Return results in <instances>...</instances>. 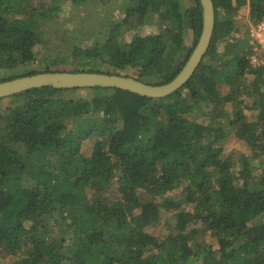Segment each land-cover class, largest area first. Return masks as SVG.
Returning <instances> with one entry per match:
<instances>
[{"label":"trees","instance_id":"trees-1","mask_svg":"<svg viewBox=\"0 0 264 264\" xmlns=\"http://www.w3.org/2000/svg\"><path fill=\"white\" fill-rule=\"evenodd\" d=\"M191 1L135 0L125 21L152 11L162 30L126 41L113 28L92 48L75 45L72 71L171 81L202 33L201 0ZM214 2L210 49L168 96L43 86L0 99L11 102L0 105V264H264V167L254 174L245 159L236 169L223 146L234 134L264 166V64L237 17L249 5L263 20L264 0ZM44 8L0 0V70L36 59ZM208 232L217 248L199 241Z\"/></svg>","mask_w":264,"mask_h":264},{"label":"rangeland","instance_id":"rangeland-1","mask_svg":"<svg viewBox=\"0 0 264 264\" xmlns=\"http://www.w3.org/2000/svg\"><path fill=\"white\" fill-rule=\"evenodd\" d=\"M34 5H42L47 10L53 7L49 13L50 17L42 20L41 37L42 41L36 46V59L27 64L18 66L13 70H0V79L11 74L12 72L19 76L27 75L33 71H39L49 66L51 70H73L72 62L77 61L75 45L82 48H92L96 42L104 41L106 35L113 28H116L120 38L130 41L135 34L158 33L162 30V23L159 22L158 14L148 13L142 22L137 15H132L127 21L126 15L135 0H87L85 3H76L72 0H33ZM184 3L191 5V0H184ZM238 22L242 24L239 32L240 36L246 37L250 24L254 22L250 18L249 5L242 7L238 13ZM188 46L193 44V32L189 30L186 37ZM217 50L224 52V43L219 42ZM260 53H264L261 51ZM107 70V66H102ZM130 71L122 74H130ZM71 96L90 95L91 91L85 88L76 90L74 93L69 92ZM10 99L0 102L2 107L10 104ZM93 141L83 142V152L90 153ZM224 149L233 153V161L236 169L243 167L245 159L250 161L249 168L254 174H259L263 169V163L258 158L253 160L250 148L246 143L237 139L231 134L223 142ZM181 188L172 191L173 196L179 194ZM171 194V193H170ZM190 209V207H189ZM264 217V216H263ZM261 221V219H259ZM264 221V219L262 220ZM160 227H164L163 224ZM159 231V230H157ZM206 242L217 248L215 239L208 232L199 236V241ZM14 260L12 255L1 258L4 263Z\"/></svg>","mask_w":264,"mask_h":264},{"label":"water","instance_id":"water-1","mask_svg":"<svg viewBox=\"0 0 264 264\" xmlns=\"http://www.w3.org/2000/svg\"><path fill=\"white\" fill-rule=\"evenodd\" d=\"M201 5L203 7L201 36L182 70L167 83L151 84L134 76L109 72L50 70L1 81L0 99L43 86H53L56 89L108 87L152 98L168 96L182 88L193 77L210 49L217 21L216 6L214 0H201Z\"/></svg>","mask_w":264,"mask_h":264},{"label":"built area","instance_id":"built-area-1","mask_svg":"<svg viewBox=\"0 0 264 264\" xmlns=\"http://www.w3.org/2000/svg\"><path fill=\"white\" fill-rule=\"evenodd\" d=\"M246 36L254 50L252 61L255 65L264 64V55H259L260 51H264V19L250 24Z\"/></svg>","mask_w":264,"mask_h":264}]
</instances>
